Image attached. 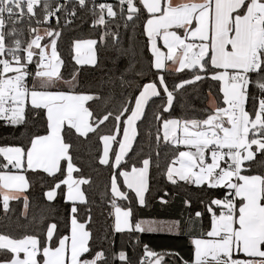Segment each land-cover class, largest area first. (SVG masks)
Here are the masks:
<instances>
[{
  "label": "snow or ice",
  "instance_id": "6c2138e0",
  "mask_svg": "<svg viewBox=\"0 0 264 264\" xmlns=\"http://www.w3.org/2000/svg\"><path fill=\"white\" fill-rule=\"evenodd\" d=\"M82 13L99 31L72 41L68 70L58 42L88 22ZM139 37L153 73L142 84ZM101 48L117 59L131 51L133 59L119 76L121 101L96 112L89 102L101 97L80 83L75 66L99 67ZM129 74L138 78L135 88ZM205 82V106L179 103L183 114L174 116L185 90L199 92ZM0 121L23 138L0 146V204L7 216L10 201H22L23 218L35 226L20 238L0 233V264H133L125 249L113 250L115 233L141 247L136 264H264V171L253 172L254 163L264 169V0H0ZM101 126L99 164L111 169L101 199L111 208L106 220L114 219L95 235L92 179L77 166L74 138ZM152 168L180 191L195 186L207 197L199 198L203 208L178 219L143 218ZM29 173L51 178L47 201L60 194L70 204L63 231L45 226L43 212L29 217ZM183 203L190 209L191 197ZM144 233L187 235L191 258L142 245Z\"/></svg>",
  "mask_w": 264,
  "mask_h": 264
},
{
  "label": "trees",
  "instance_id": "16d2710c",
  "mask_svg": "<svg viewBox=\"0 0 264 264\" xmlns=\"http://www.w3.org/2000/svg\"><path fill=\"white\" fill-rule=\"evenodd\" d=\"M104 2V0H97V3ZM108 2H114V0H108ZM85 19L87 23H83L80 27L76 28L74 31L65 30L63 36L58 42V50L61 55L66 60L65 68L71 70L74 66V61L70 60L69 52L70 45L75 39H87V38H97L98 31H93L91 29V16L87 14ZM77 24L81 22L76 21ZM139 29L137 30V33ZM135 61L136 69H144L145 78L139 80V83L147 82L152 78L153 73L148 70L147 57L150 53L147 51L143 52L141 55V49L143 47V37H139L135 42ZM125 47H127V42H125ZM98 64L99 67H93L90 65L75 66L79 67L81 70L80 83L85 86V88L93 93L98 94L101 99L97 101L89 102L94 111L100 112L104 109L105 101H108L109 107L117 105L121 97V82L119 76L121 72L127 67L129 61L133 59L132 52L130 51L127 55L117 59V54L113 50H106L101 48L98 53ZM65 69H62L64 71ZM67 74V72L65 73ZM111 77L113 83H108V78ZM126 80L133 81V88L136 86V81L138 80L132 74L125 77ZM180 77H177V82ZM171 83V79H170ZM211 82H205L199 86V92L194 90L193 87H188L185 90V95L182 100L178 98L177 106L173 112L174 116H181L183 113L181 108L178 106L179 103L185 105V109L194 107L196 109L203 108L205 106V96L208 89V84ZM131 91V89H126ZM191 115V112H189ZM34 131H39L40 134H44L43 127H37L33 129ZM107 129L101 126L100 132L98 134H89L88 138L77 137L74 138L78 147L79 159L76 161L77 166L82 168L85 176H90L92 179V188L89 191V198L94 199L95 203L91 205V216L93 222L89 227L93 230L95 235H99L103 231L105 224L113 223L111 217H107V213L111 211L110 205L106 202H102L101 194L105 191V185L108 183L111 169L107 166L99 164V157L102 155V142L99 141L98 135L104 134ZM20 130L14 129L12 127H5L4 123L0 121V146H14L22 142V137L19 135ZM140 139V137H138ZM135 147V146H134ZM147 151V149H146ZM164 149H161V154H163ZM129 153V156H132ZM127 159V158H126ZM260 157H257L259 160ZM264 171V169L257 168V165L253 164V172ZM29 179L32 182V186L28 189V194L30 197V207L28 210L29 217L33 215L39 218L41 212L48 215L49 218L44 221L45 226L49 223H57L59 228L63 231L65 223L68 220L70 214V204L65 202V197L58 194L54 201H47L44 193L48 190V186L51 185V178H48L46 174H41V176H34L31 173L28 174ZM75 178H79L76 173H74ZM150 185L151 193L148 195V205L144 208H139L138 211L141 213L143 218H156V219H178L181 216L187 217L189 212H195L196 210H201L203 205L199 203V198L207 199L206 196L199 193L195 186H191L187 192L180 191L175 188L166 178L156 174L155 168L150 170ZM63 187V186H62ZM82 188H88L87 185L82 186ZM66 191V189H65ZM223 190H219L222 192ZM165 192L168 195H165ZM218 192V194H219ZM190 196L192 199V207L186 208L183 200L185 197ZM160 197H164L168 200L167 204L160 203ZM81 216L84 217L85 213L83 211L84 206L81 205ZM23 202L22 201H10V210L5 216V213L0 204V233H6L16 238H20L25 234H35V226H29L28 221L22 216L23 213ZM207 218H205V222ZM111 239L114 241L113 250L119 251L122 248L125 249L129 256L131 257L133 264L139 260L142 255L141 247L135 249L128 247L127 235L115 233ZM140 240L142 245H148L152 250L157 252L160 251H171L179 253L180 256L185 259H190L192 254V245L190 244L189 237L185 234H166V233H144L140 234ZM105 249L108 248V244L104 243L102 245ZM116 264H120L119 261Z\"/></svg>",
  "mask_w": 264,
  "mask_h": 264
},
{
  "label": "rangeland",
  "instance_id": "374dc122",
  "mask_svg": "<svg viewBox=\"0 0 264 264\" xmlns=\"http://www.w3.org/2000/svg\"><path fill=\"white\" fill-rule=\"evenodd\" d=\"M161 46H162V41H161ZM102 150H103V144H102ZM179 165H177V167H178ZM74 176V175H73ZM75 178V177H74Z\"/></svg>",
  "mask_w": 264,
  "mask_h": 264
},
{
  "label": "built area",
  "instance_id": "2783aa9c",
  "mask_svg": "<svg viewBox=\"0 0 264 264\" xmlns=\"http://www.w3.org/2000/svg\"><path fill=\"white\" fill-rule=\"evenodd\" d=\"M3 122V121H2ZM4 123V122H3Z\"/></svg>",
  "mask_w": 264,
  "mask_h": 264
},
{
  "label": "crops",
  "instance_id": "0c3cea01",
  "mask_svg": "<svg viewBox=\"0 0 264 264\" xmlns=\"http://www.w3.org/2000/svg\"><path fill=\"white\" fill-rule=\"evenodd\" d=\"M74 175V174H73Z\"/></svg>",
  "mask_w": 264,
  "mask_h": 264
}]
</instances>
